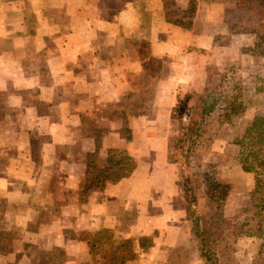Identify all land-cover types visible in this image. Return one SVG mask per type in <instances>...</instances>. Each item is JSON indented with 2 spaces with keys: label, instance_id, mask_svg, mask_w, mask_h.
<instances>
[{
  "label": "rangeland",
  "instance_id": "374dc122",
  "mask_svg": "<svg viewBox=\"0 0 264 264\" xmlns=\"http://www.w3.org/2000/svg\"><path fill=\"white\" fill-rule=\"evenodd\" d=\"M20 1L29 33L34 34L38 23L34 6L29 0ZM139 1L46 0L45 10L62 26L79 30L84 19L96 22L99 31L108 26L109 31H114V23L120 25L121 12L131 6L141 8V4L151 3V8H158L155 1ZM162 2L166 22L177 27L178 23L190 24L189 29L180 28L193 29L200 0ZM252 2L216 0L213 8L218 14L214 24L201 35L205 46L209 38L214 39V47L202 49L203 65L199 69L203 73L195 70L185 75L187 87L182 86L181 99L174 106L167 108L163 101L167 91L158 85L168 74L163 68L164 59L152 58L149 73L137 80L138 93H125L115 107L108 102L105 113L99 117L103 124L97 123L98 130L79 131V139L92 137L99 142L112 140L116 135L118 145H111L106 151L99 146L89 153L88 146H73L72 132L62 123L58 129L50 130L47 124L51 116L46 107L44 115L22 116L18 106L9 107L6 99H1L0 121L5 114L9 115L10 124L5 129L12 137L17 136V144L21 143L23 148L11 149L25 151L28 161L23 158L18 161L13 153L10 160L5 159L6 154L0 155V264H119L133 256L134 260L125 264H204L187 218L179 168L166 159V142L177 135L178 119L185 117L183 110L202 95L208 71L216 67L234 72L248 111L223 127L203 158L210 165L212 182L229 185L228 199L221 209L210 200H204L201 207L218 220L219 232L213 231V236L225 237L230 243L224 250L228 255L220 257V264H264V240L248 238L239 232V226L253 214L254 176L244 171L237 160L239 148L234 144L255 115L264 112V92L257 88L264 75V57L254 53L256 37L250 32L263 24V12L255 9ZM192 7L196 11L193 15ZM68 11H74V17H68ZM129 18L127 15L123 19ZM156 20L144 15L139 18L140 33L122 31L121 35L120 31L118 38H107L101 33L97 40L118 41L130 47L142 36V29L158 24ZM206 21L200 17L199 26L206 25ZM59 36L62 42L66 40L65 35ZM46 40L51 42L49 38ZM139 47L145 49L142 56H147L148 42L139 40ZM27 61L28 68L33 69L35 60ZM45 61L41 68L44 71L48 70ZM140 87L147 88L146 93ZM39 92L35 87L25 90L23 104H40ZM20 116L23 120L17 125L15 121ZM97 120L92 119L95 125ZM110 151L116 153L115 170L121 166L118 163L123 159L122 153L133 158L135 170L116 183L98 188L101 171L112 167L108 164ZM111 173L114 170L107 175ZM105 223L111 227H103Z\"/></svg>",
  "mask_w": 264,
  "mask_h": 264
},
{
  "label": "crops",
  "instance_id": "0c3cea01",
  "mask_svg": "<svg viewBox=\"0 0 264 264\" xmlns=\"http://www.w3.org/2000/svg\"><path fill=\"white\" fill-rule=\"evenodd\" d=\"M29 1L34 6L38 22L34 34L29 33L30 26L26 21V13L21 9V1L0 0V101L6 99L9 107L18 106L22 116L25 113L44 115L43 107H46V113L51 116L47 124L49 129L54 131L58 129L59 124H64L67 131L72 132L71 144L82 145L84 148L88 146L89 153H94V149L99 146L106 151L111 145H118L116 135L112 140L99 142L92 137L79 139L78 133L80 130H98L97 123L101 122L99 117L105 113L108 102L115 107L125 93H138L137 80L139 81L140 76L149 73L143 67L139 40L148 42V50L152 58L164 59L163 68L168 74L166 79L159 81L158 85L164 86L167 91L163 95L167 108L174 106L181 99L180 89L182 86L187 87L185 75L195 70L203 73L199 69L203 65L202 49H211L215 44V40L209 38L208 46H205L201 35L209 25L214 24L218 14L213 8V4L216 6V0H200L192 30H184L166 22L162 0H150L152 3L154 1L158 3V8H151V3H148V6L141 4V8L131 6V9L121 12L120 25L114 23L116 24L114 31H109V26L99 31L96 22L82 18L83 26L79 30L73 29L72 26H62L58 20L54 21L47 15L46 0ZM136 2L140 3L139 0ZM55 9L57 10V6ZM73 12L68 11V17H74ZM127 15L130 18L124 20ZM144 15L152 17L153 21L156 17L158 24L148 30L142 29V36L130 45L131 48L118 41L97 40L101 33H105L107 38H118L120 31L121 35L122 31L127 34L131 31L140 33L139 18ZM200 17L207 19L206 25L199 26ZM213 31L215 30H208L210 33ZM59 35H65L66 40L62 42L63 39ZM47 38L53 45H49L51 42L46 40ZM29 58L35 60V66L31 70L27 66ZM44 59L48 66V70L45 71L41 70ZM33 87L40 90V104L35 106L30 103L23 104L27 93L24 91ZM140 90L146 93L147 88L140 87ZM200 100L201 95L195 102L191 100L190 107H197ZM5 115L0 121V151H2L0 155L6 154L5 159L10 160L13 153L18 156V161L21 158L28 161L25 151L20 150L21 143L17 144V136L12 137L5 129L6 124H10L9 115ZM94 118L98 119L96 125L92 121ZM22 120L23 117L20 116L15 123L19 125ZM170 141L169 139L166 142L167 156ZM50 144H53V141ZM163 144L165 146V141ZM12 146L20 148L15 151L11 149ZM115 188V185L112 186L113 190ZM110 223L113 221L110 220ZM110 223H105L103 227H111Z\"/></svg>",
  "mask_w": 264,
  "mask_h": 264
},
{
  "label": "trees",
  "instance_id": "16d2710c",
  "mask_svg": "<svg viewBox=\"0 0 264 264\" xmlns=\"http://www.w3.org/2000/svg\"><path fill=\"white\" fill-rule=\"evenodd\" d=\"M252 3L255 9L263 12V24L253 27L250 31L256 37L254 53L264 57V0H253ZM195 12L192 7L191 15ZM178 24L186 29L191 28L190 24ZM144 50L141 47V59L144 69L148 71L151 69L152 57L148 51L147 56H142ZM229 72L230 69L220 67L208 71L200 104L195 108L183 110L185 117L178 119V132L170 141L167 156L168 163L179 168L187 218L204 264H220V257L228 255L224 250L230 247V243L225 237L213 236V231L219 232L216 229L218 220L205 211L201 203L210 200L221 209L228 199L230 187L212 182L210 165L205 163L203 158L212 149L223 127L241 119L248 111L242 90L236 85L235 74L233 71ZM257 88L259 92H264V75ZM234 144L239 148L237 160L242 164L244 171L254 176L251 195L253 214L239 226V232L248 238L264 240V112L255 115L237 135ZM115 154L114 151L109 152L108 164L112 167L101 171L102 176L97 178L98 188L107 183H116L135 170L133 158L127 153L121 154L123 159L118 163L121 166L115 170ZM111 170H114V173L107 175ZM134 258H124L119 264H125Z\"/></svg>",
  "mask_w": 264,
  "mask_h": 264
}]
</instances>
